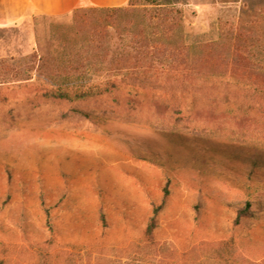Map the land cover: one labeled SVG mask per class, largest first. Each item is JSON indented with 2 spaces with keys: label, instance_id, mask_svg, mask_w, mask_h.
<instances>
[{
  "label": "rangeland",
  "instance_id": "374dc122",
  "mask_svg": "<svg viewBox=\"0 0 264 264\" xmlns=\"http://www.w3.org/2000/svg\"><path fill=\"white\" fill-rule=\"evenodd\" d=\"M121 53L154 68L108 69ZM63 79L100 90L59 99ZM263 81L264 0L0 27V264H264V181L248 179L264 174Z\"/></svg>",
  "mask_w": 264,
  "mask_h": 264
},
{
  "label": "trees",
  "instance_id": "16d2710c",
  "mask_svg": "<svg viewBox=\"0 0 264 264\" xmlns=\"http://www.w3.org/2000/svg\"><path fill=\"white\" fill-rule=\"evenodd\" d=\"M137 0H130L129 3L127 5H134L136 3ZM154 6H156L157 8V16H158V20L160 22L159 25L167 27L168 29L174 27L176 24H178L177 22L179 21V19H181V11H179L178 9H173L168 8L166 9L164 6L166 4L171 6V2H154L152 3ZM123 7H119V8H106V9H86V10H76V11H89V10H97V11H105V12H110V13H115L119 10H121ZM163 8V9H162ZM178 14V17L176 16ZM146 56L150 57L152 54L148 52L144 53ZM236 54V53H235ZM151 58V57H150ZM178 66V65H177ZM176 66V67H177ZM108 69H111L112 71L115 72H126V73H134V72H139L142 69V72L144 71H149L152 70L154 68V65L150 62L147 64H140V60L136 55H126V54H118L114 57H112L107 65ZM233 71L235 70V67H232ZM185 69H183L181 72H184ZM63 71L66 72V69H63ZM57 72V71H56ZM59 75V74H57ZM66 77H68V75H65ZM252 80V79H251ZM254 81V80H253ZM257 82V81H255ZM259 82V81H258ZM262 83V81H260ZM264 84V81H263ZM109 87H115V83L114 82H110L108 83V85H106L104 87V89H108ZM96 90H100V87L95 85V84H88V82H82L81 81H67L66 79H63V81L58 84L56 86V88L53 91V95L54 97H57L59 99H64V100H72L73 98H79V97H84L87 96L93 92H95ZM231 154V153H230ZM253 165H263L264 166V160L263 159H259V160H251ZM253 171L254 170H249V174H248V179L250 180V182H252L253 180H256V187H261L264 181V174H262L263 179L261 178V181H259L260 176H255L253 178ZM258 178V179H257ZM169 183V179L167 178L163 187V193L164 195L167 194L166 192V187ZM250 184V183H249ZM154 206V205H153ZM252 208V203L250 201H245L243 205H239L234 209V216L231 222L232 227H236L240 224H243L244 221L248 218L253 217V212L251 211ZM158 211L157 207H153V214L150 217V219H148L145 228H144V234L147 236V238L149 240L152 239L153 237V233H154V229L156 228V213Z\"/></svg>",
  "mask_w": 264,
  "mask_h": 264
},
{
  "label": "crops",
  "instance_id": "0c3cea01",
  "mask_svg": "<svg viewBox=\"0 0 264 264\" xmlns=\"http://www.w3.org/2000/svg\"><path fill=\"white\" fill-rule=\"evenodd\" d=\"M130 0H0V27L37 16L55 17L76 10L124 7Z\"/></svg>",
  "mask_w": 264,
  "mask_h": 264
}]
</instances>
